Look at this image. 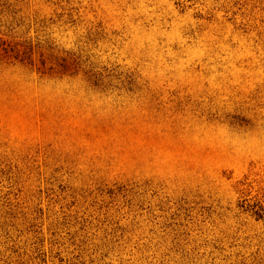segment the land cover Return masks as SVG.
<instances>
[{"label":"rangeland","instance_id":"1","mask_svg":"<svg viewBox=\"0 0 264 264\" xmlns=\"http://www.w3.org/2000/svg\"><path fill=\"white\" fill-rule=\"evenodd\" d=\"M264 0H0V264H264Z\"/></svg>","mask_w":264,"mask_h":264},{"label":"trees","instance_id":"2","mask_svg":"<svg viewBox=\"0 0 264 264\" xmlns=\"http://www.w3.org/2000/svg\"><path fill=\"white\" fill-rule=\"evenodd\" d=\"M254 209H251L253 214L257 219H263L264 220V206L261 204L253 206Z\"/></svg>","mask_w":264,"mask_h":264}]
</instances>
